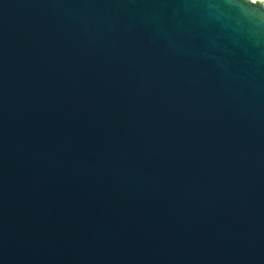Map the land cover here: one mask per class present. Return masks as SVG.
Returning <instances> with one entry per match:
<instances>
[{
    "label": "water",
    "instance_id": "obj_1",
    "mask_svg": "<svg viewBox=\"0 0 264 264\" xmlns=\"http://www.w3.org/2000/svg\"><path fill=\"white\" fill-rule=\"evenodd\" d=\"M0 264H264V0H0Z\"/></svg>",
    "mask_w": 264,
    "mask_h": 264
}]
</instances>
